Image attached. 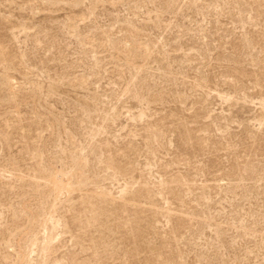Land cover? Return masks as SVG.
I'll use <instances>...</instances> for the list:
<instances>
[{"label":"rangeland","instance_id":"rangeland-1","mask_svg":"<svg viewBox=\"0 0 264 264\" xmlns=\"http://www.w3.org/2000/svg\"><path fill=\"white\" fill-rule=\"evenodd\" d=\"M0 264H264V0H0Z\"/></svg>","mask_w":264,"mask_h":264}]
</instances>
